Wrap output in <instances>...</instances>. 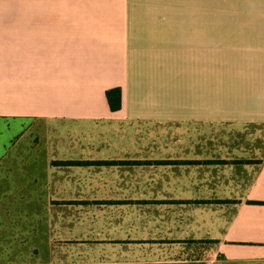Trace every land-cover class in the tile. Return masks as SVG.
<instances>
[{
  "label": "crops",
  "instance_id": "obj_1",
  "mask_svg": "<svg viewBox=\"0 0 264 264\" xmlns=\"http://www.w3.org/2000/svg\"><path fill=\"white\" fill-rule=\"evenodd\" d=\"M218 1L0 0V120L46 122L74 199L27 264H264V160L212 199L214 118L264 123V0Z\"/></svg>",
  "mask_w": 264,
  "mask_h": 264
},
{
  "label": "rangeland",
  "instance_id": "obj_2",
  "mask_svg": "<svg viewBox=\"0 0 264 264\" xmlns=\"http://www.w3.org/2000/svg\"><path fill=\"white\" fill-rule=\"evenodd\" d=\"M214 0V12L219 11ZM214 105L236 99L237 87L225 86L214 70ZM5 121V122H4ZM0 120V264H27L31 255L45 252L52 227L45 222L51 208L72 203L62 197L58 167L53 166L52 129L46 122L26 120L14 129L12 119ZM215 205L225 201L228 212L242 202L257 168L264 160V123L216 119L213 121ZM219 152V153H218ZM247 161H250L247 163ZM219 169V170H217ZM217 179V180H215ZM65 189V188H63Z\"/></svg>",
  "mask_w": 264,
  "mask_h": 264
},
{
  "label": "trees",
  "instance_id": "obj_3",
  "mask_svg": "<svg viewBox=\"0 0 264 264\" xmlns=\"http://www.w3.org/2000/svg\"><path fill=\"white\" fill-rule=\"evenodd\" d=\"M107 100L112 110H118L121 107V88L114 87L106 91Z\"/></svg>",
  "mask_w": 264,
  "mask_h": 264
}]
</instances>
